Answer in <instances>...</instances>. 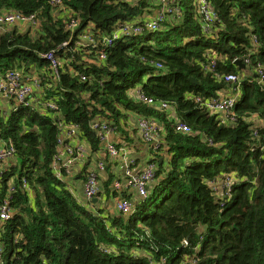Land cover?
I'll return each instance as SVG.
<instances>
[{"label": "trees", "instance_id": "trees-1", "mask_svg": "<svg viewBox=\"0 0 264 264\" xmlns=\"http://www.w3.org/2000/svg\"><path fill=\"white\" fill-rule=\"evenodd\" d=\"M206 1L215 13L210 20L200 14L199 0H177L179 13L167 15L157 30L93 47L78 45L79 34L102 40L117 22L150 20L159 0H62L60 9L49 0H0V11L37 21L24 32L1 28L0 78L13 70L25 81L41 79L30 105L0 99V139L14 146L0 165V205L8 197L13 213L0 221V264H264V79L257 74L264 71V0ZM67 10L71 18L63 16ZM71 19L74 29L67 27ZM49 51L57 75L43 56ZM211 58L216 73L241 79L233 121H221L195 99L235 91L204 72L202 63ZM137 88L168 102L174 116L159 103L138 100ZM47 100L57 109L46 107ZM127 113L161 126L158 148L150 146L155 174L148 195L130 214L77 201L57 166L59 125H75L88 159L106 163L102 190L115 197L110 187L120 178L108 168L112 160L93 124L104 120L128 137ZM176 120L189 131H177ZM227 177L230 195L217 197L210 183Z\"/></svg>", "mask_w": 264, "mask_h": 264}, {"label": "built area", "instance_id": "built-area-1", "mask_svg": "<svg viewBox=\"0 0 264 264\" xmlns=\"http://www.w3.org/2000/svg\"><path fill=\"white\" fill-rule=\"evenodd\" d=\"M49 5L53 9H60L62 5V0H49ZM160 11L150 20L145 22H117L115 29L112 31L110 36L103 37L102 40L97 39L90 32H82L79 34V39L77 41L78 45L87 44L93 47H97L99 41L101 46L111 45L117 38L122 35H131L134 33H141L144 30H157L167 15L171 13H179V7H177V0H159ZM200 14L203 16L205 21L210 20L215 16V13L210 7H208L206 0H199ZM67 15V18L72 17L70 10L63 12V16ZM24 26L34 28L37 25L35 15H26L21 14L17 11L12 10H2L0 11V29L6 26ZM77 25V22L74 19L69 21L67 25L68 28L74 29V26ZM209 27L205 31H207ZM66 44L65 42L63 43ZM99 57L100 59L105 58L104 49H100ZM43 56L49 61L55 74H58L57 60L54 56V51H49L43 54ZM237 62L236 60H233ZM248 62L247 60H245ZM152 63V62H151ZM153 64V63H152ZM217 61L214 58H211L208 63H202V68L204 72H214V77L217 80H224L225 82H230L234 86V92L226 95V92H221L218 96L210 99H202L200 97H195L197 102H200L202 107H204L208 112L216 114L219 119L223 122L233 121L235 119L233 108L238 99L237 95L239 90L237 86L240 83L241 79L239 76L233 73L219 74L215 72ZM154 65L158 68H162V64L154 62ZM259 78L264 79V71L259 69L257 71ZM86 77L81 75V79L84 80ZM41 79L37 76L27 79L26 81L22 79V76L16 71L7 72L4 78H0V99H8L9 97H14L18 103L25 105H30V102L34 101L31 97L33 92L36 89L40 88ZM135 97L138 100H141L148 105H154L159 103L161 109H169V104L166 101H156L155 99L144 96L140 90L137 88L135 91ZM33 104V103H31ZM45 106L51 110H56L57 106L51 100H47ZM171 113V110L169 111ZM60 129H62L60 143V156L57 158L62 159L61 165L58 163L57 166H60L66 172V175L69 173V167L75 161H89L87 156V149L84 145V142L77 138V128L73 124H60ZM93 128L97 129L99 141L103 145V150L109 159H121L123 161V175L121 179H116L113 181L111 186L112 191L116 193L114 198V207L118 212L123 214H130L132 210V201L129 197L123 196V192H126L129 188L136 191L137 195L141 198H145L148 195L147 188L152 183L154 179V170L155 165L153 163H147L143 168L138 171L135 170V161L129 159L126 156V151L123 147L117 148L113 143L108 140L107 134L112 132L113 129L111 125L106 121L95 122ZM136 128L138 129L139 135L143 141L153 147L155 151L158 148L160 143V131L161 126L156 120L144 117L139 115L136 120ZM175 129L180 132H188L189 128L183 122L176 120ZM14 153V146L12 142H4L0 139V165L2 162L9 160ZM63 156V158H61ZM106 163L104 161H98L93 164L91 168H87L85 172V178L83 180V194L86 200L91 201L93 198H96L99 195L100 190V176L101 173L105 171ZM56 175L60 176L58 172ZM231 178L227 177L220 179L219 181L212 180L211 190L217 195V197H223V195L229 196L230 194V184ZM23 188H26V183L23 181ZM12 211L9 204V198L5 199L0 205V221H6L11 218ZM2 248L0 246V253Z\"/></svg>", "mask_w": 264, "mask_h": 264}, {"label": "crops", "instance_id": "crops-1", "mask_svg": "<svg viewBox=\"0 0 264 264\" xmlns=\"http://www.w3.org/2000/svg\"><path fill=\"white\" fill-rule=\"evenodd\" d=\"M153 9L150 10L149 14H146V17L149 18L153 15ZM19 28L21 26H18ZM26 27V26H25ZM139 115H135L132 113H127V124L128 126L131 127H127V134L128 137H125L124 134L121 135V133L118 131H112L110 133L107 134L108 140L113 143V144H119V142L122 143L121 146L125 149L126 151V156L129 159H133L135 161V170H139L141 168H143L149 161V159L151 158L152 154H150V145L145 143L143 141V139L141 138V136L139 135L138 130L136 131V120L137 117ZM169 116H174L173 114H169ZM131 130H135V134H133L131 132ZM161 140V139H160ZM82 142V141H81ZM85 145V143H84ZM85 147H87L85 145ZM88 165L86 166L91 168L94 164V160L93 159H89V161H87ZM84 164H86V161H75L70 167H69V173L67 176V185L69 190L71 191V193H73L74 197L76 198L77 201L79 202H84L86 199L84 198V194H83V180H84ZM107 166L109 169H111L110 171L113 172V174H115V176L119 177L120 179L122 178L121 176L123 175V161L122 158L121 159H113L112 161H108L107 162ZM85 168V169H86ZM107 169V167H106ZM105 171L101 173L100 176V194L96 197V201L97 204L96 206L98 208H105L106 210L109 211H117L115 210L114 207V198L111 194V196H107L105 194V192L102 190V182H103V178L105 176ZM106 177V176H105ZM152 184V183H151ZM150 184V185H151ZM149 185V186H150ZM111 188V187H110ZM112 190V188H111ZM126 195L130 198V200L132 201V205H134L135 203H137L139 201V197L136 193V191H134L133 189L129 188L126 191ZM106 198H109V200H106ZM132 210H133V206H132Z\"/></svg>", "mask_w": 264, "mask_h": 264}, {"label": "rangeland", "instance_id": "rangeland-1", "mask_svg": "<svg viewBox=\"0 0 264 264\" xmlns=\"http://www.w3.org/2000/svg\"><path fill=\"white\" fill-rule=\"evenodd\" d=\"M26 25H24V26H21L20 28H18V30H20V31H22V32H24V29H26V27H25ZM7 27H11V26H7ZM35 29H36V27H34ZM3 30H5V29H0V31H3ZM31 33H35V31H32ZM227 94H230V90H227L226 91V95ZM94 164H95V161H94Z\"/></svg>", "mask_w": 264, "mask_h": 264}, {"label": "water", "instance_id": "water-1", "mask_svg": "<svg viewBox=\"0 0 264 264\" xmlns=\"http://www.w3.org/2000/svg\"><path fill=\"white\" fill-rule=\"evenodd\" d=\"M237 64L239 65L240 68H244V65L240 62V61H237ZM235 85V84H233ZM97 198H93L91 201L92 202H95Z\"/></svg>", "mask_w": 264, "mask_h": 264}]
</instances>
